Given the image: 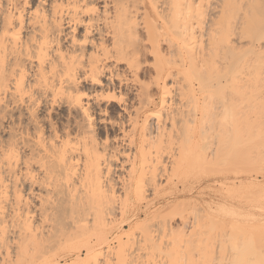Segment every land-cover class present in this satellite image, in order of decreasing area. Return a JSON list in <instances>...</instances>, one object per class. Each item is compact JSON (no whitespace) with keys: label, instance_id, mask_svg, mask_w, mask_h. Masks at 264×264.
Listing matches in <instances>:
<instances>
[{"label":"bare ground","instance_id":"obj_1","mask_svg":"<svg viewBox=\"0 0 264 264\" xmlns=\"http://www.w3.org/2000/svg\"><path fill=\"white\" fill-rule=\"evenodd\" d=\"M258 140L263 151L264 0H0V264L137 261L119 224L165 207L159 264H264V222L234 206L264 211V168L223 182L222 203L192 207L190 224L184 202H165L173 177L184 189L189 172L230 170L222 159L260 168Z\"/></svg>","mask_w":264,"mask_h":264},{"label":"rangeland","instance_id":"obj_2","mask_svg":"<svg viewBox=\"0 0 264 264\" xmlns=\"http://www.w3.org/2000/svg\"><path fill=\"white\" fill-rule=\"evenodd\" d=\"M163 47V46H162ZM165 47V49H166V46H164ZM164 48H163V50L166 52V51H168L167 49L165 50ZM175 50V49H174ZM164 52V53H165ZM174 53V51L172 50V53L171 54H173ZM176 53V55H174ZM175 53L173 54V55H170V53H168L167 55L165 54V56H168V58H167V60L168 59H172V60H177V50L175 51ZM153 56H154V54H152ZM171 56V57H170ZM174 56H176V57H174ZM174 58V59H173ZM176 58V59H175ZM149 59H151V60H153L152 59V57L151 58H149ZM169 61V60H168ZM172 62L171 64H173V65H170V62L171 61H169L168 63L169 64H167V66H171V68L172 67H174V68H172V70L174 69H179L180 67H179V62L177 63V62ZM174 63H176V64H178L177 66H175L174 65ZM189 79H187L186 78V81H184V82H182V83H184V84H187L186 82H189L188 81ZM191 82L193 83V85L192 86H195V87H193V89L195 90V91H198L199 93H200V90H198V82L197 81H195V80H191ZM196 86H197V88H196ZM200 89H202V90H204V88H200ZM155 90V91H154ZM153 91L155 92V94H154V105L153 106H155V108H153V106H152V109L154 110V111H156V109L158 110L159 108H160V103H159V101H160V98H159V92L158 91H156V88H154L153 89ZM202 94V93H201ZM200 95V94H199ZM198 95V96H199ZM201 96V95H200ZM199 96V97H200ZM156 101V102H155ZM158 101V102H157ZM211 128V127H210ZM210 128H209V130H207L208 131V133H206L207 134V136H205L204 135V133L205 132H207V131H205L204 129H202L203 131H204V133L200 130V134H198V136H197V138H198V146H199V148H198V150L199 149H201L202 150V152H204V145H205V143L207 144V146L209 145H211L212 146V144H210V143H208L209 141H211L212 139H213V137L215 136V131L213 132L212 130H215V128H211V130H210ZM218 129L216 128V131H217ZM256 130V129H255ZM211 131V132H210ZM170 132H172V129H171V131L169 130V132H167V133H169V136H170V134H173V132L172 133H170ZM202 132V133H201ZM214 134H213V133ZM218 132V131H217ZM253 132V136L256 134V132H258V131H252ZM255 132V133H254ZM261 132V131H260ZM260 132H258L257 134L258 135H261L260 134ZM211 135H210V134ZM209 134V135H208ZM252 134V133H251ZM257 134H256V136H257ZM202 135V136H201ZM209 136H211V138L210 139H207V138H209ZM252 135H250L249 137L251 138V137H253ZM205 138V140H204V138ZM258 137V136H257ZM257 137H255L254 136V138H251L250 140H251V142L253 143V140H254V142H255V139L257 140L258 138ZM260 137V136H259ZM202 138V139H201ZM263 139V136H261L259 139H260V141ZM170 139V138H169ZM201 139V140H200ZM207 139V140H206ZM202 140H204V141H202ZM209 140V141H208ZM207 141V142H206ZM259 140L257 141V143H258V145H259V142H260ZM171 142V140L168 142L169 144H168V153H167V158L168 159H166V160H169L170 158L168 157V156H170V152H172L173 150H175L174 148H172V147H174V146H172V145H174L172 142ZM262 142V141H261ZM252 143H251V146H253L252 145ZM200 144V145H199ZM254 145H255V143H254ZM260 145H262V144H260ZM257 146V147H260L261 148V150H254V149H251L252 150V153H251V155L252 154H254L253 155V157L252 158H256L257 156H261V157H263L264 156V154H260V155H257V154H259V153H264V147H263V151H262V146ZM208 146V147H209ZM210 146V147H211ZM256 146V145H255ZM255 146H253V147H255ZM201 147V148H200ZM205 147H206V145H205ZM172 148V149H171ZM157 149V147H153V149H152V153H151V157H150V161H153V158L156 160L157 159V157H156V151H154V150H156ZM249 149V150H250ZM171 150V151H170ZM254 150V151H253ZM153 151L155 152V155H152L153 154ZM208 151V150H207ZM258 151H260V152H258ZM249 153V152H248ZM255 155H257V156H255ZM152 156H153V158H152ZM211 157V156H210ZM209 157V158H210ZM260 157V158H261ZM159 158V157H158ZM214 158V157H213ZM219 158H221V157H219ZM254 158V160H257V159H255ZM258 158V157H257ZM260 158H259V160H260ZM152 159V160H151ZM222 159V158H221ZM250 160H251V156H250V158H249ZM262 159V158H261ZM154 160V163H156V165L158 166V164H159V162L157 163V160L155 161ZM159 160V159H158ZM216 160V159H215ZM223 160V162H222V164H219L217 167H218V169L219 168H222L223 166H225V168H226V166H228V165H230V166H228L227 168L228 169H230V170H225V172H223V170L222 169H220V171L221 172H214L213 170H211L212 172H210V170H209V172H201V171H196L195 173L191 170V172H193V173H190V175H189V173H188V175H186V176H188L187 178H186V176H185V179H186V182L184 181V186L186 187V188H188V189H186L185 187H184V189L181 187V186H183V184L182 183H180L179 181H178V179L176 180L175 179V177H173L174 179H173V183L175 184V186L176 187H174V188H172L171 190V194H169L170 196H169V198H168V200L167 201H165V202H168V203H170V204H172V203H176V200L178 201V199H180V201H178L177 203H181V202H184L183 203V205H182V208L184 209L183 211H184V217L186 218V216H187V218L185 219V223L187 224H190L189 222H192L193 221V210L191 211V208L192 207H194V208H196L197 207V209H201L200 210V214H202L201 213V211H202V209L203 208H205L207 205H211L212 207L214 206L215 208L217 207V205H219L220 203H222V200L220 199V198H222V196H221V194L220 193H222V192H224L225 190V186L227 185V184H223V182H229L228 180H230V181H238V179H240V178H246V177H248V176H258L259 177V179L261 178V169L262 168H264V166L262 167V163L264 162V161H261L260 160V162H259V166H261L260 168H258V169H260L259 171H257L258 169H257V167H255V165H254V168H252L253 170H251V171H245L244 169H245V166L244 165H242V164H238V166H239V170H237L236 172L235 171H233V170H235V169H233V166L231 165V161H229V160H226V159H222ZM253 160V159H252ZM263 160H264V158H263ZM211 161V160H210ZM212 162V161H211ZM210 162V163H211ZM215 162V164H216V161H214L213 160V162L212 163H214ZM220 162V163H221ZM225 162V163H224ZM148 163H150V162H147L146 164H148ZM215 164H213L214 165V167H213V169L214 168H216L215 167ZM227 164V165H226ZM217 165V164H216ZM221 165V166H220ZM223 165V166H222ZM240 166H242L241 168H240ZM244 166V167H243ZM232 167V168H231ZM224 168V167H223ZM226 168V169H227ZM250 168V167H249ZM233 169V170H232ZM238 173V174H237ZM239 175H241V176H239ZM236 176H238V177H236ZM235 177V178H234ZM238 178V179H237ZM189 179V180H188ZM259 179H257V180H259ZM218 180L220 181V182H222V184H219V182H218ZM224 180H227V181H224ZM178 182V183H177ZM189 183V184H188ZM186 184V185H185ZM180 185V186H179ZM190 185V186H189ZM221 185H222V187H221ZM223 185H225L224 187H223ZM177 188V189H176ZM180 188L183 190H181V193H180ZM220 189V190H219ZM177 190V191H176ZM184 190H186V192L184 191ZM190 190V191H189ZM224 190V191H223ZM170 191V190H169ZM222 191V192H221ZM174 192V193H173ZM178 192V193H177ZM218 192V193H217ZM220 192V193H219ZM176 193V194H175ZM183 193V194H182ZM181 195V196H178V195ZM175 196V197H173V196ZM220 195V196H219ZM173 198H172V197ZM172 199V200H171ZM185 200H186V203H185ZM195 200V201H194ZM164 202V204H161V205H163V206H165V203ZM220 202V203H219ZM238 203H236V201L234 202V206H237V207H239L240 209H247L249 212H252L253 213V218L255 219V221L256 220H261V221H259V222H264V211L263 210H261V209H258V208H256V207H253V206H250L249 208L247 207V208H244L243 207V205L242 204H240L239 203V201H237ZM195 203V204H194ZM211 203V204H210ZM182 204V203H181ZM185 204V205H184ZM194 204V205H193ZM215 204H216V206H215ZM159 205H160V203L159 204H156V206L153 208V209H155V208H157V207H159ZM160 205V206H161ZM241 205V206H240ZM153 207V206H152ZM152 207L148 210V211H152L153 209H152ZM187 209H186V208ZM212 208V209H215V208ZM168 208V207H167ZM254 208V210H252ZM164 209H166V207L165 208H162V209H158L157 210V212L155 213L156 215H159V214H157L158 213V211L159 212H161L162 211V213L161 214H163V210ZM169 210H170V208H168ZM193 209V208H192ZM143 211V213H142V211ZM140 210V213H139V216H137V217H135L134 218V216L133 217H131V220H130V222L128 223V222H121L119 225H120V227H119V229H120V233H119V236L121 237V239L123 240V241H126V249L125 250H127V251H125V254H127V256L126 257H129V258H127V262L129 261H131L132 259L134 260V258L135 259H137L138 257V260L139 261H141V259H142V261L140 262V264H145L147 261L149 262V260H151V264H159V263H161V259L162 260H164L165 259V262L166 263H168L166 260V255L164 254L163 255V253H162V250L160 249V248H156V249H154L153 247H151L152 245H154V243H152L153 241L151 240V236L152 235H155V236H157L156 234H153L154 233V229L156 228V226L154 225V224H156V218H159L160 219V217L162 216H160V217H158V216H156L154 213L153 214H148L146 211H144L143 209H141ZM165 211V210H164ZM171 211V210H170ZM167 211H165V213H166ZM203 212V211H202ZM145 213V214H144ZM170 214V213H169ZM172 215H169L170 217L172 216V217H174V218H170V217H168V216H165L164 218H165V220H166V224L168 225L169 224V226L170 225H172V227L174 228V226L177 228V229H180V227H179V225L181 226L182 224H181V222H182V219H180V217H176V216H178V215H175V213H171ZM173 214L175 215V216H173ZM150 215H151V218H150ZM154 216V217H153ZM149 217V218H148ZM166 217H168V218H166ZM191 217V218H190ZM148 218V219H147ZM151 219V220H150ZM163 219V218H162ZM190 221H189V220ZM147 220H149L148 222H147ZM154 220H156V221H154ZM161 220V219H160ZM181 220V221H180ZM189 221V222H188ZM131 224V225H130ZM192 224V223H191ZM225 227H226V229H225ZM223 226L222 228H224V229H222L223 231H225V230H228L229 229V225L227 226ZM152 229V230H151ZM145 231H148L149 233H147V235H150L148 238H145L146 236H145ZM150 231H151V233H152V231H153V233L152 234H150ZM117 231H116V229H114L113 230V234H109V236H108V245L109 246H111V247H117L116 245H118V241H117V237L118 236H116V238H115V234H117L116 233ZM122 232V233H121ZM124 232V233H123ZM133 234H132V233ZM222 231H221V228L219 229V231L217 232V230H214V231H212L210 234H213L212 236H210L209 238H212L211 239V243L213 242V241H215L216 239H219V234L221 233ZM128 233H130L129 235L131 236H127V234ZM136 233V234H135ZM111 235V236H110ZM114 236V237H113ZM158 236H159V238H158V241L161 243V238H163V237H161L162 236V234H161V236L158 234ZM215 236V237H214ZM194 237V236H193ZM115 238V239H114ZM129 238V239H128ZM138 238V239H137ZM144 238H145V241H146V239H147V245L148 246H146V242L144 241ZM157 237H155V239H156ZM165 238V239H164ZM163 239L164 240H162L163 242H164V244L163 245H165V243H166V241H167V237H164ZM214 238H215V240H214ZM131 239V241H129ZM149 239H150V242H149ZM143 240V241H142ZM213 240V241H212ZM152 241V242H151ZM155 241V240H154ZM217 241V240H216ZM216 241L214 242V244L216 245ZM143 242V243H142ZM162 242V243H163ZM129 243V244H128ZM162 243H161V245H162ZM145 244V245H144ZM150 244V245H149ZM152 244V245H151ZM214 244H212V245H214ZM132 245V246H131ZM142 245V246H141ZM214 245V246H215ZM141 246V247H140ZM150 246V247H149ZM129 247V248H128ZM144 247H145V249H144ZM142 248V249H141ZM183 248H184V246H182V248H180V250H179V254H180V251H182V253L181 254H184L185 253V251H183ZM134 249V250H133ZM136 249V250H135ZM113 250V249H112ZM115 250V249H114ZM129 251H131L132 253H130ZM160 253H159V252ZM129 252V253H128ZM135 252V253H134ZM148 252V253H147ZM150 252H151V254H150ZM155 252L157 253L156 255H155ZM153 253V254H152ZM131 254H133L132 256L134 257V258H132L130 255ZM139 256H138V255ZM146 254V255H145ZM148 254V255H147ZM162 254V255H161ZM181 254H180V256H181ZM135 255H137L136 257H135ZM144 255V256H143ZM161 255V256H160ZM184 255H186V254H184ZM192 255H195V258H196V256H197V253L194 251V252H192ZM85 256V251H83L82 252V257H84ZM151 256H152V258H151ZM131 257V258H130ZM160 259H158V258ZM161 257V258H160ZM182 259H183V255H182V257H181ZM194 258V259H195ZM106 259V258H105ZM129 259H131V260H129ZM144 259H148V260H144ZM182 259H181V261L180 262H182ZM137 260V261H138ZM110 260H106V262L107 263H112V262H114V260H111L112 262H109ZM136 260H134L133 262L131 261L130 263L131 264H137L136 262H135ZM144 261V263H142ZM158 261H160V262H158ZM154 262V263H153ZM130 263H128V264H130ZM150 263H146V264H150ZM165 263V264H166ZM170 264V263H169Z\"/></svg>","mask_w":264,"mask_h":264}]
</instances>
